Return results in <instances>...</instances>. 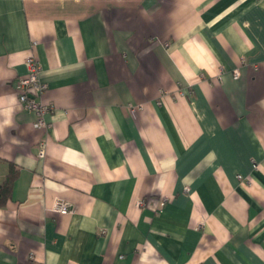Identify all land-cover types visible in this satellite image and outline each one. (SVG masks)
I'll use <instances>...</instances> for the list:
<instances>
[{
	"label": "crops",
	"instance_id": "1",
	"mask_svg": "<svg viewBox=\"0 0 264 264\" xmlns=\"http://www.w3.org/2000/svg\"><path fill=\"white\" fill-rule=\"evenodd\" d=\"M11 164L0 264H264V0H0Z\"/></svg>",
	"mask_w": 264,
	"mask_h": 264
},
{
	"label": "built area",
	"instance_id": "2",
	"mask_svg": "<svg viewBox=\"0 0 264 264\" xmlns=\"http://www.w3.org/2000/svg\"><path fill=\"white\" fill-rule=\"evenodd\" d=\"M25 64L27 74L18 77L15 81L18 102L23 109L35 114L36 121L33 123L34 128L47 129L48 125L45 123L43 117L48 111L52 110V107L42 102V95L46 91L47 86L40 80L41 65L33 56L27 57ZM238 76V71H233V78L237 79ZM38 157L41 159L45 157V144L43 142L39 145ZM54 210L62 215H69L74 212V209L70 205L63 202H57Z\"/></svg>",
	"mask_w": 264,
	"mask_h": 264
},
{
	"label": "trees",
	"instance_id": "3",
	"mask_svg": "<svg viewBox=\"0 0 264 264\" xmlns=\"http://www.w3.org/2000/svg\"><path fill=\"white\" fill-rule=\"evenodd\" d=\"M17 169L12 164L9 165L8 172L2 183H0V208L4 207L12 196L13 184L17 177Z\"/></svg>",
	"mask_w": 264,
	"mask_h": 264
}]
</instances>
